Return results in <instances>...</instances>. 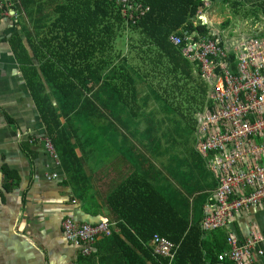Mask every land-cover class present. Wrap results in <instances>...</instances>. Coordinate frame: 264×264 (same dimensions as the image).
Listing matches in <instances>:
<instances>
[{
  "label": "trees",
  "instance_id": "1",
  "mask_svg": "<svg viewBox=\"0 0 264 264\" xmlns=\"http://www.w3.org/2000/svg\"><path fill=\"white\" fill-rule=\"evenodd\" d=\"M18 1L27 11L34 0ZM63 1L53 7L55 18L45 29L41 24L47 15L33 21L31 29L26 30L24 25L26 32L24 29L22 32L32 58L28 57L17 33L12 34L9 42L67 181L79 183L86 176L69 137L59 128L60 118L84 112L89 117L88 110H93L95 119H105L119 107L137 118L140 102H145L146 94L151 93L160 102L168 103V114L179 120L184 121L191 113L195 133V117L205 106V91L193 75L194 67L167 42V37L193 29L191 21L202 6L201 0H141L150 10L131 28L135 37L131 38L126 55L115 49L114 42L123 37L124 21L113 1ZM222 25L227 27L229 21ZM129 51L135 56L128 55ZM137 61L149 71L140 73ZM158 75L160 81L170 86V95L168 89L159 88ZM88 83L95 87L100 84L90 97L87 94L93 88L88 89ZM51 101H55V108ZM168 193L177 198L176 205L149 179L139 178L137 174L126 179L106 200L120 219L117 227L122 237L113 230L110 236L102 238L103 244L116 248L118 258L126 264H166L165 259L153 256L148 244L158 235L178 246L172 264H230L217 259L225 250L224 232L219 229L203 232L201 215L191 219L186 197L176 189H168Z\"/></svg>",
  "mask_w": 264,
  "mask_h": 264
},
{
  "label": "crops",
  "instance_id": "2",
  "mask_svg": "<svg viewBox=\"0 0 264 264\" xmlns=\"http://www.w3.org/2000/svg\"><path fill=\"white\" fill-rule=\"evenodd\" d=\"M63 2L34 0L26 11L20 7L18 0H11L12 16H0V264H126L118 258L116 248L103 244V239L93 245L89 256L83 257L76 247L63 239L62 220L70 217L76 223L88 224L107 221L114 225L113 230L119 234L117 223L120 219L116 217V210L107 206L106 200L126 179L135 174L152 181L165 197L169 196V186L184 195L190 207V217L194 220L200 215L202 220L203 207L215 188L214 176L205 166L206 173L198 165L195 166L196 175L194 173L191 181L180 179L176 166L169 162L164 166L162 160H158L161 157L157 145L151 151L154 153L155 164H149V150L143 142L148 139L147 131L141 130L142 125L134 129L129 117L131 115L123 107L113 109L105 119H95V111L88 110L89 117L84 112L82 115L58 120L59 128L69 137L86 176V180H80L79 183L72 181L70 184L67 181L57 157H49L37 141L43 137L51 142L45 135V127L26 88L24 72L14 58L9 42L12 34L17 33L28 57L32 58L22 32L24 25L26 30L31 29L33 21H38L40 15H47L41 24L45 29L48 22L55 18L53 7ZM201 2V7L207 6L204 9L205 20L212 25L216 20L214 15H217V8L223 9L225 17L218 19L214 25L229 21L238 26V13L246 14V8L258 9L257 15L242 18L245 22L243 25L264 31V0ZM210 5L214 6L213 9ZM171 35L176 34L168 35V43ZM131 38L133 36L126 40L124 36L125 41L120 49L115 46L116 50L122 51L121 55L127 54L128 48L124 49L126 44L131 43ZM118 41L121 42L117 40L114 44ZM128 55L135 56V53L129 51ZM32 63L36 67L34 60ZM193 75L197 76L194 72ZM99 86L88 83L87 88L93 90L87 96L94 94ZM139 87L142 86L138 83V89H141ZM54 102L51 105L55 108ZM94 141L95 147L92 146ZM51 145L53 147L52 142ZM54 153L56 156L55 150ZM163 173L166 179H171L169 186L162 181ZM173 179L176 182H172ZM176 201L177 198L169 196L171 204L176 205ZM219 230L226 235L223 239V252L229 249L226 242L228 234L233 235L237 243H243L250 232L263 233L264 205L240 211L233 216L229 225ZM119 236L122 237L121 234ZM256 250H264V243L257 244L250 253L252 264H264V253L257 255Z\"/></svg>",
  "mask_w": 264,
  "mask_h": 264
},
{
  "label": "built area",
  "instance_id": "3",
  "mask_svg": "<svg viewBox=\"0 0 264 264\" xmlns=\"http://www.w3.org/2000/svg\"><path fill=\"white\" fill-rule=\"evenodd\" d=\"M118 8L126 29L135 26L150 10L141 0H111ZM200 7L193 29L171 35L170 44L194 67L205 88V106L196 115L195 152L215 179V188L203 207L202 231L224 228L234 215L264 205V31L250 29L230 36L205 21ZM0 16H12L11 0H0ZM221 23H219L220 25ZM198 27H203L199 30ZM229 28V26H228ZM52 159L51 142L37 139ZM53 177V175L51 176ZM114 225L76 223L70 217L61 222L63 239L86 257L93 245L111 235ZM229 249L217 256L231 264H252L250 253L264 243V232H250L243 243L228 234ZM153 256L172 264L177 244L154 235L149 242ZM264 250H256L262 255Z\"/></svg>",
  "mask_w": 264,
  "mask_h": 264
},
{
  "label": "rangeland",
  "instance_id": "4",
  "mask_svg": "<svg viewBox=\"0 0 264 264\" xmlns=\"http://www.w3.org/2000/svg\"><path fill=\"white\" fill-rule=\"evenodd\" d=\"M216 4V3H215ZM213 5H210V8L213 9ZM250 8H246V14L245 13H238V18L239 19V26L235 25L233 23H229V28L228 26L225 27L222 25V23L219 25H214L216 24V21L220 18L225 17V13L223 12V9L217 8L216 13L217 15H214L216 20L214 21L215 23L213 26L216 28L223 30L227 29L226 31L230 30L232 27H235L233 30H230V36L234 37L236 33H233L232 31L239 29L238 33L245 34V31H250L249 28H246V25L244 27L243 23L245 22L242 20V18H249L251 15H257L258 9L256 11L254 9L249 10ZM211 16H213L211 14ZM210 16V18H211ZM235 20V19H234ZM259 24H263L262 21H258ZM132 27L129 29H126L125 26L123 27V33L122 35L127 37L126 40L130 37H135L134 33L131 32ZM245 30V31H244ZM124 36L120 40L121 42H116L115 46L117 49H120L122 46V43H124L125 39ZM128 44H126V48L124 51L128 48ZM134 51V50H133ZM136 60V59H135ZM164 63V62H163ZM137 70L140 73H147L149 71V68H146V66L142 65L141 61H137ZM142 76V75H141ZM158 77V82L159 88L162 89H168L167 93L170 95L171 91L170 86H166V84L163 81L159 80V75ZM155 83V85H157ZM138 85V82H137ZM203 86V84H201ZM204 88V86H203ZM145 89V87L143 88ZM155 89H158V86L155 87ZM205 91V88H204ZM109 91L107 90L106 93ZM146 103L145 102H140V110L138 113L137 118L131 117L132 125L134 129H139L142 125L141 129L144 131L146 129L147 131V138L146 140H143V142L146 144L147 149L149 150L148 153V162L149 164H155L154 160V153L153 151V146H158V152H160V157L158 158L162 160L163 165L165 166L168 162L171 165L176 166L177 170V176L184 180L185 182H189L192 180V176L196 175V170L195 166L198 165L199 168L201 169L202 172L206 173L204 170V160L201 158L199 155L196 154L195 152V134H194V125H193V115L190 113L189 116H185L184 121L179 120L178 117H174V115L168 114L170 108L168 106V103L165 102H160L159 99H157L153 94L148 93L146 94ZM181 109H183V105H179ZM169 109V110H168ZM166 113L168 115H166ZM92 146L95 147V141L92 142ZM149 149V147H151ZM134 147V146H133ZM145 148V147H144ZM146 149V148H145ZM146 151L148 152V150ZM135 150V149H131ZM159 163V162H158ZM155 170V168H153ZM169 180L171 179H166L165 173H163L162 176V181L166 185L169 184ZM176 182V179H173L172 182ZM168 189L172 191L174 188L172 186H169Z\"/></svg>",
  "mask_w": 264,
  "mask_h": 264
},
{
  "label": "bare ground",
  "instance_id": "5",
  "mask_svg": "<svg viewBox=\"0 0 264 264\" xmlns=\"http://www.w3.org/2000/svg\"><path fill=\"white\" fill-rule=\"evenodd\" d=\"M207 23H209V21L208 20H205Z\"/></svg>",
  "mask_w": 264,
  "mask_h": 264
}]
</instances>
